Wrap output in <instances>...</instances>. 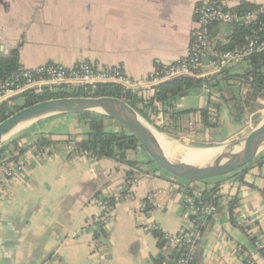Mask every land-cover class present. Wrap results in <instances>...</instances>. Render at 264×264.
I'll use <instances>...</instances> for the list:
<instances>
[{"label":"crops","instance_id":"obj_1","mask_svg":"<svg viewBox=\"0 0 264 264\" xmlns=\"http://www.w3.org/2000/svg\"><path fill=\"white\" fill-rule=\"evenodd\" d=\"M212 3L234 10L242 3L263 6L264 0H0V54L8 56L18 49L20 67L29 70L90 64L121 67L138 79L187 55L198 29L196 11ZM231 34L232 26L212 28L205 66L218 45L229 43ZM237 65L244 67L233 64L230 73ZM197 91L191 110L206 108L212 100L208 90ZM177 107L186 110L184 105ZM224 108L219 121L222 114L234 121L229 103ZM194 117L200 121L199 114ZM191 124L202 143L214 147L243 132L239 129L229 139L220 134L217 141L213 137L220 123L206 130ZM108 127L118 130L112 123ZM84 133L74 114L55 115L28 126L17 143L23 149L45 135L54 142L48 156L35 147L22 155L13 147L7 151V159L14 151L26 173L0 191V264H153L162 252L154 229L177 233L186 225L185 196L194 186L145 159L148 167L133 171L144 184L133 200H127L130 179L125 165L70 156L68 140L80 141ZM219 180L218 212L206 222L191 264H264L250 236L254 233L255 240L264 243V165H253L245 183L234 176ZM119 195V202L113 199L110 226L98 234L92 223L98 209L92 199ZM148 196L158 206L145 214L141 206Z\"/></svg>","mask_w":264,"mask_h":264},{"label":"trees","instance_id":"obj_2","mask_svg":"<svg viewBox=\"0 0 264 264\" xmlns=\"http://www.w3.org/2000/svg\"><path fill=\"white\" fill-rule=\"evenodd\" d=\"M260 8L261 6L242 3L240 6L236 7L234 11H258ZM258 19L259 21L264 20V16H258ZM255 29L256 25H247L245 23L232 26V34L229 38V43L226 45H218L216 51L220 53L241 47L245 42V37L251 35ZM241 64L244 65L242 73H230L229 68H226L220 73L221 78L219 80H225L230 87L231 85L237 86L238 90L244 93L242 94L238 91V94H235V92H233V97L229 100L225 99L224 101L220 100L218 102H213L209 99L208 106L199 110L179 109L177 107L178 101L199 89L204 88L209 91L211 89L221 90L220 84L213 82L212 78L185 76L157 86L155 93L150 96H145L133 90H127L115 84L77 85L70 88L66 86H56L45 88L41 93H36L35 91L27 92L21 96L24 100L23 105H16V100H14L12 103H4L0 106V123L23 108L50 99L68 97H111L124 101L136 110L142 119L162 135L166 134V129H170V131L173 132L179 130V120L184 115L191 113L200 115L199 124L202 130L213 129L219 126L221 107L222 105L227 106L228 101H232L236 105L239 104L241 107L246 106L251 108L260 100H264V52L249 56ZM19 68L18 49L12 50L8 56H2L0 54V85L8 80ZM74 116L76 126H83L85 128L84 136L80 141H75L73 143L71 139L68 140V143L74 145L75 150L80 152L87 151L96 159H109L125 165L128 168L127 177L130 181L133 178V171L138 170L143 172L141 169L146 163L137 161L134 156L141 146L137 138L127 129L120 126L110 117L96 112H81L74 114ZM162 118H164V120H162ZM260 118L261 114L255 116V125L258 124ZM107 121L112 124L116 123L118 125V130L109 129L108 123L106 124ZM20 136L5 143L0 148V166L4 162L16 160V158L13 157L14 151L22 155L33 147L40 150L54 143L53 140L42 135L33 145L22 149L19 148L17 144ZM169 140L174 141L179 140V138L171 137ZM191 146L194 148L214 147V145H207L200 142H193ZM12 147L14 148L12 156L7 159V151ZM255 164L259 166L264 165V153L250 165L228 176L237 177L241 183H245L247 172ZM220 182L219 179H214L204 182L186 183L190 186H194L195 189L202 193L204 198L217 205L221 198L219 195L221 188ZM235 201L236 200L232 201L233 206L236 204ZM114 202L115 201L111 199L109 205H114ZM96 232L102 234L105 230L99 226ZM153 232L158 240L159 248L163 249L165 243L162 231L154 229ZM253 241L255 242V239ZM258 252L264 260V249ZM178 256L179 252L176 250L171 252L162 251L153 259V264H176Z\"/></svg>","mask_w":264,"mask_h":264},{"label":"built area","instance_id":"obj_3","mask_svg":"<svg viewBox=\"0 0 264 264\" xmlns=\"http://www.w3.org/2000/svg\"><path fill=\"white\" fill-rule=\"evenodd\" d=\"M198 29L194 34L192 44L187 55L178 62L161 67L154 73L141 78L130 77L121 67L101 68L90 64H82L76 68L68 69L63 66L46 65L40 68L29 70L20 67L8 80L0 85V106L4 103H12L16 98L31 91H41L48 87L77 85H100L115 84L127 90L139 92L145 96L155 93L157 86L185 76L208 77L220 74L224 69L233 64H241L249 56L264 52V20L258 16H264V5L258 11L237 12L228 9L222 3H212L201 7L196 11ZM256 25L251 35L245 37L244 44L236 49L224 52H214L206 63L204 58L211 41V30L215 25L224 24L234 26L237 24ZM209 69L208 73L202 71ZM192 125V124H191ZM70 156L96 159L87 151H77L74 145L68 144ZM52 151L51 146H45L39 152L48 156ZM25 164L22 161H8L0 166V191L8 182L20 181L25 175ZM141 176L133 177L129 188L125 190L124 197L133 200L136 191L143 186ZM117 197H95L91 204L98 209L93 219L95 230L100 227L106 230L112 221L114 205H109L111 199L120 201ZM186 216L188 221L183 229L177 233L162 232L164 248L162 251H178L179 256L176 264H191L194 259V250L201 238L206 222L218 212L215 203L208 201L202 193L191 188L185 196ZM157 203L152 196H148L141 206V211L149 214ZM242 224V223H240ZM246 232L250 230L244 227ZM250 236L255 239L254 233ZM255 247L258 251L264 249V243L255 240ZM241 251V248L239 249ZM248 264H255L248 261Z\"/></svg>","mask_w":264,"mask_h":264},{"label":"water","instance_id":"obj_4","mask_svg":"<svg viewBox=\"0 0 264 264\" xmlns=\"http://www.w3.org/2000/svg\"><path fill=\"white\" fill-rule=\"evenodd\" d=\"M36 93H41V91H36ZM81 112H96L113 119L137 138L141 148L149 156L150 162L166 174L184 182H204L228 176L250 165L264 153L263 121L244 137L226 145L210 148H194L188 145V152L182 154L188 163H179L167 154L151 129L159 135H162L161 133L142 119L137 111L124 101L111 97L56 98L23 108L0 123V148L10 136L6 137L17 129L20 130L24 126L32 125L51 116ZM167 141L180 145L169 139ZM189 150L194 154H190ZM205 150L212 153L210 155L201 153ZM206 157L208 159L206 163L199 166V162Z\"/></svg>","mask_w":264,"mask_h":264},{"label":"rangeland","instance_id":"obj_5","mask_svg":"<svg viewBox=\"0 0 264 264\" xmlns=\"http://www.w3.org/2000/svg\"><path fill=\"white\" fill-rule=\"evenodd\" d=\"M243 72V68L241 67V65H237V67H235L234 69H232L231 73H242ZM221 75L218 73L217 75H211L209 77H207L208 79L212 78V81L215 83H219L220 85V89H211L210 91L208 90V98L211 96V99L213 102H218L220 100L224 101L225 99L229 100L230 98L233 97V92H235V94H238V88L237 86L234 85H230L225 81V80H219L221 77ZM211 81V82H212ZM219 81V82H218ZM231 88V89H230ZM220 90V91H218ZM199 91H197L198 93ZM240 93H244L243 91H239ZM194 94H196V92H192L190 95H187L183 98H181L178 101V104L184 105V108L186 110H191L190 108H194L195 104H194ZM212 94V95H211ZM216 95L215 97L213 96ZM242 96V95H241ZM220 97V98H219ZM17 105H23L24 100L22 97L17 99ZM229 106L231 108L232 111V117L235 119L234 121H230L229 117H226L225 114L221 116L220 118V126L221 129L219 131H217L214 135L213 138H215L217 141H221L222 136L220 134L225 135V137H227L228 139L230 138L231 135L235 134L239 129H243V132L238 135H236L231 141H236L239 140L240 138L244 137L245 135H247L249 132H251L256 126H258L260 123H262L264 121V100H260L257 104L253 105L251 108L246 107V106H242L239 104H235L232 101H228ZM259 106V107H257ZM227 106H225L224 110L226 109ZM229 108V109H230ZM224 112V111H222ZM227 112V111H226ZM229 113V111L227 112ZM257 114H261V118L259 119V122L257 125H255V116ZM195 120V121H194ZM194 121V122H193ZM190 122L192 123H199V120L196 119V117H194V114H186L184 115L180 120H179V124H178V128L179 130H177L176 132L170 131V129H166V134L165 137L170 139L171 137L176 138L178 137L179 140H174V142L180 143V144H184L187 143L188 145H191L194 142H200L202 143V141L197 137V128L196 125H190ZM109 124L110 122H106V124ZM58 126H62L61 123L57 122ZM28 126L31 125H27L24 126L23 128H21L20 130H18L17 132H15L14 134H12L6 141L5 143L17 138L18 136H20L21 132H23L24 130H26V128H28ZM114 126H118L116 123H114ZM167 127V126H165ZM157 131V130H156ZM240 131V130H239ZM191 137V138H190ZM205 141H208V138H204ZM220 143V142H219ZM226 145V144H224ZM135 159L144 162L145 159H150L149 156L147 155V153L142 149L139 148L137 153L134 154ZM146 168L148 167L147 165H144ZM151 166H155V164L151 163Z\"/></svg>","mask_w":264,"mask_h":264},{"label":"bare ground","instance_id":"obj_6","mask_svg":"<svg viewBox=\"0 0 264 264\" xmlns=\"http://www.w3.org/2000/svg\"><path fill=\"white\" fill-rule=\"evenodd\" d=\"M20 129V128H19ZM17 130H15L13 133L17 132ZM151 131L156 135V137L159 139L161 145L163 146V148L167 151V154H169L174 160H176L179 163H188L186 159H184L182 157V154L187 153L188 152V146L187 143L184 144H172L169 143L167 140V138L165 136L159 135L157 134L154 130L151 129ZM13 133H11L10 135H8L6 138H8L9 136H11ZM190 154H194V152H192L191 150H189ZM201 153L205 154V155H210L212 152H209L208 150L205 151H201ZM207 157L202 160L201 162H199V166L203 165L204 163H206L207 161ZM191 162V161H189ZM191 163H197V162H191Z\"/></svg>","mask_w":264,"mask_h":264}]
</instances>
